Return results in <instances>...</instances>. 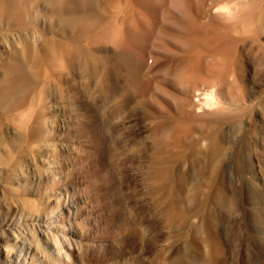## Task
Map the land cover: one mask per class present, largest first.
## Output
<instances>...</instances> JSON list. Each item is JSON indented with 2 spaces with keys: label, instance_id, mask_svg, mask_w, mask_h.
Instances as JSON below:
<instances>
[{
  "label": "rangeland",
  "instance_id": "1",
  "mask_svg": "<svg viewBox=\"0 0 264 264\" xmlns=\"http://www.w3.org/2000/svg\"><path fill=\"white\" fill-rule=\"evenodd\" d=\"M160 1L130 66L51 69L24 132L0 110V264H264V0L224 37Z\"/></svg>",
  "mask_w": 264,
  "mask_h": 264
},
{
  "label": "bare ground",
  "instance_id": "2",
  "mask_svg": "<svg viewBox=\"0 0 264 264\" xmlns=\"http://www.w3.org/2000/svg\"><path fill=\"white\" fill-rule=\"evenodd\" d=\"M160 2L163 3V8L166 6L168 8L167 18L170 26L173 23L177 26L182 24L180 17L175 15V10L190 16L188 23L184 24L189 32L203 31L202 17L205 18L213 13L222 14L231 24L229 22L219 28L218 35L221 37L226 36L231 28H236L239 18L243 16L246 18L253 5L252 0H161ZM39 3L46 5V9L50 12V21L48 24L45 23L43 29L37 31L31 28L30 24L34 18L30 15L31 6ZM153 6L152 0H0V21L4 23L0 28L2 32L0 40L1 42L7 40L10 46L9 51L0 54V59L4 61V76L0 81V110L5 121L8 124L15 123L17 116L23 113L17 128L20 132H24L30 127L35 107V99L31 100V92L38 83L43 82L39 96L44 94V84L49 79L48 72L51 69L60 73L66 70L73 73L77 69L90 71L92 66L95 65V68L109 59L130 66L133 57L139 53L141 32L143 30L148 32V24L152 26L151 17L156 15ZM160 10L158 11L161 12ZM156 16H160V13ZM171 18L174 20L172 24ZM165 22L167 23V20ZM12 31H15L13 35ZM102 44L115 48L113 57L94 56L92 49ZM49 74L51 75V72ZM213 90L202 97L204 102L202 105L205 108L213 105ZM35 127L33 126V130L36 129ZM2 140L0 138V148L3 144ZM217 148L219 149V146ZM219 195L220 198H224L222 192H219Z\"/></svg>",
  "mask_w": 264,
  "mask_h": 264
}]
</instances>
